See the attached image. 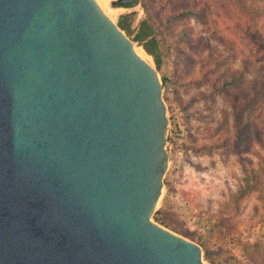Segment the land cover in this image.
Returning <instances> with one entry per match:
<instances>
[{"label":"water","instance_id":"water-1","mask_svg":"<svg viewBox=\"0 0 264 264\" xmlns=\"http://www.w3.org/2000/svg\"><path fill=\"white\" fill-rule=\"evenodd\" d=\"M167 124L157 71L95 0H0V264H206L151 220Z\"/></svg>","mask_w":264,"mask_h":264},{"label":"rangeland","instance_id":"rangeland-1","mask_svg":"<svg viewBox=\"0 0 264 264\" xmlns=\"http://www.w3.org/2000/svg\"><path fill=\"white\" fill-rule=\"evenodd\" d=\"M113 1L108 7L113 18L102 11L117 25L120 16L131 19V33L122 31L165 87L168 165L151 220L198 244L206 264H264V162L255 153L264 150L254 136V130L264 134L259 121L264 112L248 116L244 143L233 151L237 128L229 97L207 79L215 73L205 76L217 61L222 70L241 69L248 79L261 75L264 0L255 3L263 10L253 20L235 0H137L133 6H113ZM190 2L199 15L174 19ZM144 19L158 42L159 67L134 39ZM185 28L193 39L206 37L207 45L188 44L180 33Z\"/></svg>","mask_w":264,"mask_h":264},{"label":"trees","instance_id":"trees-1","mask_svg":"<svg viewBox=\"0 0 264 264\" xmlns=\"http://www.w3.org/2000/svg\"><path fill=\"white\" fill-rule=\"evenodd\" d=\"M241 12L245 15L250 16V20L254 17L260 16V10L263 8L259 7L255 3L259 0H235ZM137 0L129 6L136 5ZM223 5V2H221ZM207 4H204L203 9L207 8ZM199 9L195 2L188 3L183 10H179L177 14L173 16L174 19H178L181 16H194L199 15ZM126 15L120 16L118 26L124 30L127 34L131 33L130 25L131 19L126 21ZM188 27V26H186ZM182 39L188 41L190 45H207V38L200 37V39H193L192 32L188 28L180 31ZM134 39L141 43L145 51L154 57L156 66H160V52L158 48V42L155 34L152 32V28L148 23V20L144 19L139 22V26L134 35ZM264 57V56H263ZM247 69L248 66L245 65ZM215 73L214 78H207L212 80L214 88L218 92H223L228 95L231 107L233 109V123L237 128L235 136L233 151L238 150L240 144L244 143L243 135L245 134L246 126L248 125V116L253 114H261L264 112V107L257 106L258 103L264 102V70L262 68L260 76H253L248 79L245 72L241 69L235 68L232 71L222 70V61L214 62L212 67L206 70L205 76L208 74ZM210 77V76H208ZM165 80L167 78H164ZM231 91H234L233 93ZM263 122L264 119L259 120ZM254 136L259 146L264 150V134L263 131L254 130ZM261 160L264 162V155L260 152H255ZM264 166V165H263Z\"/></svg>","mask_w":264,"mask_h":264},{"label":"bare ground","instance_id":"bare-ground-1","mask_svg":"<svg viewBox=\"0 0 264 264\" xmlns=\"http://www.w3.org/2000/svg\"><path fill=\"white\" fill-rule=\"evenodd\" d=\"M95 1L97 2L100 9L104 10L110 18H113L115 16V12L108 8L109 7V0H95ZM138 54L140 55V57L145 59L140 53H138Z\"/></svg>","mask_w":264,"mask_h":264},{"label":"built area","instance_id":"built-area-1","mask_svg":"<svg viewBox=\"0 0 264 264\" xmlns=\"http://www.w3.org/2000/svg\"><path fill=\"white\" fill-rule=\"evenodd\" d=\"M159 83H160L161 94H162V92L165 89V87L162 85V82L160 81V79H159ZM168 90H171V87H168Z\"/></svg>","mask_w":264,"mask_h":264},{"label":"crops","instance_id":"crops-1","mask_svg":"<svg viewBox=\"0 0 264 264\" xmlns=\"http://www.w3.org/2000/svg\"><path fill=\"white\" fill-rule=\"evenodd\" d=\"M161 53V52H160Z\"/></svg>","mask_w":264,"mask_h":264}]
</instances>
